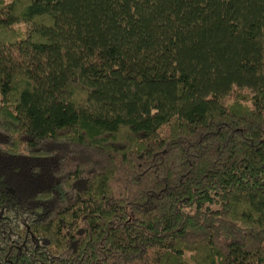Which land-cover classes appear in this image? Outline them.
Instances as JSON below:
<instances>
[{"label": "trees", "instance_id": "obj_1", "mask_svg": "<svg viewBox=\"0 0 264 264\" xmlns=\"http://www.w3.org/2000/svg\"><path fill=\"white\" fill-rule=\"evenodd\" d=\"M0 264H264V0H0Z\"/></svg>", "mask_w": 264, "mask_h": 264}]
</instances>
